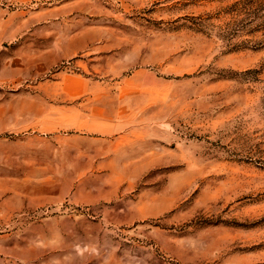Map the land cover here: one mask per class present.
I'll list each match as a JSON object with an SVG mask.
<instances>
[{"label":"rangeland","instance_id":"obj_1","mask_svg":"<svg viewBox=\"0 0 264 264\" xmlns=\"http://www.w3.org/2000/svg\"><path fill=\"white\" fill-rule=\"evenodd\" d=\"M0 264H264V0H0Z\"/></svg>","mask_w":264,"mask_h":264}]
</instances>
